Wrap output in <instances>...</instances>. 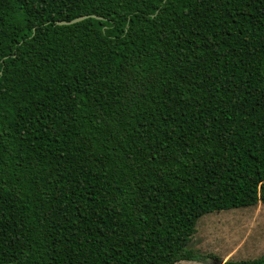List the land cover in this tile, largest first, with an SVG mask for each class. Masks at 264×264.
<instances>
[{
  "label": "trees",
  "instance_id": "16d2710c",
  "mask_svg": "<svg viewBox=\"0 0 264 264\" xmlns=\"http://www.w3.org/2000/svg\"><path fill=\"white\" fill-rule=\"evenodd\" d=\"M260 203L264 0H0V264L197 261Z\"/></svg>",
  "mask_w": 264,
  "mask_h": 264
},
{
  "label": "rangeland",
  "instance_id": "374dc122",
  "mask_svg": "<svg viewBox=\"0 0 264 264\" xmlns=\"http://www.w3.org/2000/svg\"><path fill=\"white\" fill-rule=\"evenodd\" d=\"M190 247L200 260L177 264H219L220 261L252 260L263 256L264 204L203 216Z\"/></svg>",
  "mask_w": 264,
  "mask_h": 264
},
{
  "label": "water",
  "instance_id": "95a60500",
  "mask_svg": "<svg viewBox=\"0 0 264 264\" xmlns=\"http://www.w3.org/2000/svg\"><path fill=\"white\" fill-rule=\"evenodd\" d=\"M90 17H94V18H97V19L101 18V17L95 16V15H87V16H82V17L76 18V19L71 20V21H56L55 24L56 25H71V24H75V23H78L80 21H83V20H85L87 18H90ZM219 264H223V261H220Z\"/></svg>",
  "mask_w": 264,
  "mask_h": 264
}]
</instances>
